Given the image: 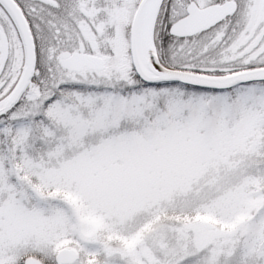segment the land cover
Returning <instances> with one entry per match:
<instances>
[{"label":"snow or ice","instance_id":"1","mask_svg":"<svg viewBox=\"0 0 264 264\" xmlns=\"http://www.w3.org/2000/svg\"><path fill=\"white\" fill-rule=\"evenodd\" d=\"M0 264H264V0H0Z\"/></svg>","mask_w":264,"mask_h":264}]
</instances>
